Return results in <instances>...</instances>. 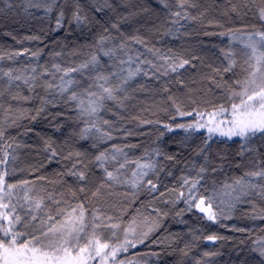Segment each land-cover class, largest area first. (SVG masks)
Returning a JSON list of instances; mask_svg holds the SVG:
<instances>
[{"label": "trees", "instance_id": "trees-1", "mask_svg": "<svg viewBox=\"0 0 264 264\" xmlns=\"http://www.w3.org/2000/svg\"><path fill=\"white\" fill-rule=\"evenodd\" d=\"M108 2L112 8L97 12L95 7L103 0H81L89 20L81 26L69 22V5L62 26L57 28L58 10L46 14L42 9L29 7L28 0H8L11 7L0 0V129L5 132V139L0 141V159H4L5 150L10 153L6 181L18 185L28 181L24 188L32 189L34 199H43L40 216L48 212L55 216L58 208L70 211L81 203L89 221L96 210L105 217L111 216L120 225L114 243L123 240V230L131 225L134 233H130V238L144 242L120 253L118 258L124 264H259V256L251 249L253 241L264 239V219L260 218L264 215V198L255 191L241 195L225 185L235 187V180L241 178L259 183L245 173L264 167V140L245 144L239 137L216 135L209 140V133L202 129L185 131L178 125L195 123L197 113H204L205 119L207 113L221 105L230 111L232 102L239 103V97L229 100V96L240 91V85L249 79L251 49L244 45L250 37L258 40L255 34L264 31V21L256 11L264 3L188 0L180 8L179 0H166L167 7L160 0ZM211 4L216 9H230L226 12L230 19L210 27L202 24L210 15L206 8ZM177 11L180 16L173 15ZM113 24L117 27L113 28ZM102 37L105 39L101 44ZM133 37L141 38L144 44L135 43ZM121 43L125 44L122 51ZM112 48L117 49L115 57L103 55ZM149 48L158 49L159 54L153 55ZM91 54L99 60L96 70L105 74L118 71L121 60L125 61L123 68L131 70L139 64L137 56L141 61H151L139 64L141 71L125 85L126 93L119 94L123 103L118 106L107 101L99 113L97 126L110 133L111 139L102 138L94 128L82 139L81 129L86 125L83 119L76 118L75 106L65 104L66 97L61 98L54 88H47L48 82H60L61 73L55 72L54 64L62 69L77 67ZM129 57L131 64L127 63ZM160 57L168 58L169 64L179 57L190 63L177 72L169 70L167 75H161L167 65ZM230 62H234L233 67L225 72ZM6 72L22 79L9 82ZM45 72L49 74L42 75ZM70 75L79 82L72 90L83 92L93 82L95 72L90 68L83 74ZM32 76L37 77L30 81L36 87L29 91L23 78ZM199 78L204 81L198 82ZM112 82L118 81L113 78ZM43 99L54 100L55 106L46 104L37 115ZM148 101L154 103L156 110L139 114V103ZM177 106L192 115L181 116ZM33 116L36 118L31 119ZM103 120L110 123L105 125ZM164 125L173 130L168 131ZM53 150L56 156L51 155ZM102 152L108 157L104 168L96 161ZM135 162L152 163L154 167L143 170L147 176L133 188V172L141 171ZM121 163L125 164L123 169L119 168ZM201 167L206 171L200 173ZM4 169L0 165V170ZM105 169L116 173L120 182L107 180ZM70 171L83 172L86 178L80 180ZM182 178L199 179L201 195L216 192L215 203L224 211L215 223L195 207L188 209L180 193L187 197L189 185ZM149 180L155 189L147 183ZM16 192L22 197L23 189ZM229 192L231 196L227 195ZM20 203L24 201L21 199ZM24 210L17 208V212ZM149 228L154 230L145 238L143 234ZM103 231L110 236L111 230ZM210 235L222 239L213 242L207 239ZM85 242L81 241V246Z\"/></svg>", "mask_w": 264, "mask_h": 264}, {"label": "snow or ice", "instance_id": "snow-or-ice-1", "mask_svg": "<svg viewBox=\"0 0 264 264\" xmlns=\"http://www.w3.org/2000/svg\"><path fill=\"white\" fill-rule=\"evenodd\" d=\"M123 3L124 0H121ZM161 3L167 7L166 0H160ZM188 0H179V7L183 8ZM5 4H8V0H4ZM264 3V0H262ZM69 5L72 6V17L70 23H75L77 26L86 25L88 15L84 12L81 0H28V6L37 10L42 9L46 14L52 13L58 10L56 17L57 28L62 26V21L65 18V9ZM11 7V4H8ZM112 8V5L108 0H103V4L96 6L95 11L102 12L105 8ZM114 10V9H113ZM235 10V9H234ZM257 16L261 21H264V6L259 7L257 10ZM82 12L84 14H82ZM174 16H180L179 11L173 13ZM187 14H185L186 16ZM126 19V18H125ZM195 19V17H192ZM113 28L117 25L113 24ZM259 37L258 40L249 38V42L244 46L251 49V55L249 58V79L244 81L240 85V91H233L229 100H233L234 97H239V103L232 102L230 115L231 119L228 121H217V117L228 112L223 105L214 110L211 113H207L208 121L201 123L204 113H197L199 117L193 124H180L178 127L183 128L185 131L189 129L207 128L209 133L208 139H211L213 133H218L220 136H227L229 139L236 136L247 144L254 139L264 140V31L256 33ZM105 38H101L100 43H103ZM135 43L144 44V41L139 37L132 38ZM125 44L119 45V50H124ZM116 48L108 49L103 52L104 56L112 59L116 55ZM148 51L153 55H158L159 50H153L149 48ZM38 55V53H33ZM164 59L165 65L164 71L161 75H167L168 71L177 72L179 69L189 64L188 59L179 57L174 58L172 62L168 63V58L160 57ZM229 58L230 57H226ZM139 64H151V61H141L139 56L136 57ZM119 70L109 71L107 74L97 71L96 67L99 65V60L96 54H91L88 59L83 61L77 67H71L62 69L60 65L54 64L53 68L56 73H61L60 82L53 85L52 82L47 83L48 89H55L56 93L65 98V104H72L75 106L77 112V119H83L86 127L81 129V138H87V134L94 128L97 133H100L101 137H107L111 139L110 133L103 131L97 126L99 120V113L105 109L107 101H112L118 106L123 103L120 97V93H126L125 85L129 83L140 71L139 64L135 70L124 69L123 64L125 61L121 60ZM128 64L132 63V58L129 57ZM234 62H230L227 67L224 68L225 72L231 71ZM155 67V65H152ZM92 69L95 72L93 82L88 85L83 92H77L72 90L73 85L79 82L71 77V73L79 72L84 73V70ZM115 68V65L112 66ZM35 73V69H32ZM127 72L126 75L121 73ZM45 72L42 75H47ZM145 75L148 73L145 72ZM8 77L9 82L15 80L20 81L21 76H13L11 72L4 73ZM55 76V73H52ZM113 78L118 82L113 84ZM36 76L30 78L24 77L23 83L28 86L29 91H34L35 84L30 81H35ZM239 83V82H237ZM96 88L99 91H93ZM17 97H13L16 99ZM127 96H124L126 99ZM24 99H30V97H24ZM53 104L54 100L43 99L41 106L36 109L37 115L45 110L46 104ZM177 112L181 115H192L191 112H183L177 106ZM59 115V114H58ZM33 116L31 119H35ZM15 123V120L12 121ZM108 120H103V124L108 125ZM227 124V128L223 127ZM90 125V127L88 126ZM168 131L173 129L169 125H164ZM5 139V132L0 129V141ZM207 143V141L205 142ZM19 147V145H16ZM11 147V145H8ZM50 147V145H48ZM243 147V145H242ZM115 151L119 152V149ZM203 151V149H201ZM10 153L6 150L3 153L4 159H0V165H4L5 169L0 170V264H90L91 261H96V264H124V261L119 259V255L122 252H127L129 247L135 248L137 243H143L141 240H133L130 238V233H134V229L129 225L125 228L124 238L120 243H114L113 238L116 237V230L120 228L119 223L113 222L111 216H103L99 214V210H96L92 214L91 221L86 216V208L81 203L75 207H71V210L60 209L56 211V215H52L48 212L46 216H40L39 212L42 210L43 199H34L31 196L32 189H25L24 185L28 184V181L22 182V184H15L6 181L5 177L9 174L7 171L8 158ZM52 156H56L55 150L51 153ZM79 155V153L77 154ZM15 156L12 159L15 160ZM106 153H100L96 157V161L101 168H104V162L107 159ZM169 159L171 157H168ZM112 159H115L113 156ZM207 159V158H206ZM127 162V161H126ZM137 163V168L141 171L133 172V180L130 182L133 188L138 187L140 180L144 176H147L148 172L143 171L145 169H152L154 165L152 163ZM75 167V166H73ZM125 167L124 163L119 165L120 169ZM206 171L204 167L200 168V173ZM107 180H111L115 183H119V176L113 171L105 169ZM119 172V169H117ZM70 175H76L80 180H84L85 174L83 172L70 171ZM199 175V174H198ZM246 177L257 179L259 183H252L250 180L244 179L235 180V187L233 185H225L226 188H231L232 192H239L241 195H249L255 191L257 195L264 198V167H257L256 170L248 171L245 173ZM185 185H189L187 191L188 196L185 197L181 192L180 196L184 199V203L188 205V209L191 210L195 207L199 212L203 213L207 220L215 223L219 216L223 214V209L216 205V192L213 191L209 195L199 194L198 185L199 179H192L189 181L187 178H182ZM129 183V181H125ZM151 185L152 189L156 188V185L151 180L147 182ZM23 189V195L20 196L16 192V189ZM257 189H259L257 191ZM83 191V189H81ZM96 193H93L95 195ZM227 195L231 196L229 192ZM239 198L238 196L236 197ZM24 203L21 204L20 200ZM49 199L53 197L49 196ZM13 200L16 203H13ZM59 204V201H55ZM223 203V201H221ZM25 209L22 213L17 212V208ZM56 217H60L57 219ZM264 219V215L260 216ZM33 221H39V224H33ZM31 229V231H28ZM111 230L110 236L103 230ZM90 230V231H89ZM153 228H149L148 232L143 235L146 238L149 232L153 231ZM243 231V229H238ZM22 237H26L22 239ZM208 240L215 242L217 239H222L216 235H210ZM81 241H86L81 246ZM73 249H78L73 253ZM252 252L256 253L259 258V264H264V239H257L253 241ZM186 254V253H185ZM208 255V253H205Z\"/></svg>", "mask_w": 264, "mask_h": 264}, {"label": "rangeland", "instance_id": "rangeland-1", "mask_svg": "<svg viewBox=\"0 0 264 264\" xmlns=\"http://www.w3.org/2000/svg\"><path fill=\"white\" fill-rule=\"evenodd\" d=\"M226 10V11H225ZM225 10H221V9H216V7H214V4L209 5L206 8V11L208 12V15L205 22H203L202 24H204L206 27H210V26H215L217 24H220L221 22L227 21L228 19H230L229 16L226 15L227 11H230V9L225 8ZM142 13H144V11H142ZM203 78H199L198 82H203ZM138 113H146V112H150V111H155L156 110V106H154V103L151 101L149 102H140L139 106H138ZM231 119V115H230V111L224 113L223 115H221L220 117L217 118V121L223 120V121H228ZM208 121V117H206L205 119H203V121L201 123H206ZM223 127H225V129L227 128V124H224ZM202 129L206 132L207 128H199ZM212 135H216V136H220L218 133H213ZM220 137H225L228 138L227 136H220ZM236 137V136H234ZM232 137V138H234ZM90 264H96V261H91Z\"/></svg>", "mask_w": 264, "mask_h": 264}]
</instances>
